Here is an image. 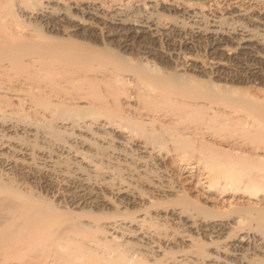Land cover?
<instances>
[{
  "label": "bare ground",
  "instance_id": "bare-ground-1",
  "mask_svg": "<svg viewBox=\"0 0 264 264\" xmlns=\"http://www.w3.org/2000/svg\"><path fill=\"white\" fill-rule=\"evenodd\" d=\"M0 264H264V0H0Z\"/></svg>",
  "mask_w": 264,
  "mask_h": 264
}]
</instances>
